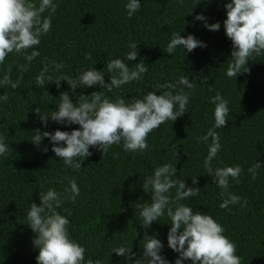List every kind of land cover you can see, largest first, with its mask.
Returning <instances> with one entry per match:
<instances>
[{
    "label": "trees",
    "instance_id": "obj_1",
    "mask_svg": "<svg viewBox=\"0 0 264 264\" xmlns=\"http://www.w3.org/2000/svg\"><path fill=\"white\" fill-rule=\"evenodd\" d=\"M34 2L39 5V0ZM54 2L59 7L52 17L50 33L42 36L37 46L40 56L23 73L17 89L0 88V95L7 91L9 96L7 103L0 101V136L11 152L7 158L0 156V264H38L39 249L33 244L36 234L28 225L27 213L31 203L41 204L39 192L50 188L64 200L57 211L70 220V238L86 248V260L91 257L103 264H129L125 257L113 252L114 248L126 247L136 253L132 258L134 264L135 259L142 258L141 242L147 231L162 241L161 255L175 264L179 254L168 247L167 241L170 218L165 213L146 230L135 208L137 204L151 203V194L142 189L143 179L152 176L155 168L169 163L176 166L177 178L185 180L186 186L200 188L197 197L179 203L216 219L226 229L224 235L237 245L236 254L242 257V264H264V56L249 62L250 74L242 73L236 78L226 75L233 49L223 22L227 19L224 5L230 0H140L141 9L131 19L125 8L129 0ZM200 14L207 17L209 24L219 22L220 30L210 31L202 21L195 20ZM173 32L185 38L194 35L207 47H197L191 53L178 47L174 54H168L163 50ZM130 38L139 48L135 61L126 59L131 50ZM85 54L91 59L86 60ZM45 58L49 63L64 65L60 71L50 68L48 75L53 80L75 79L79 72L95 68L103 71L105 81L110 83L112 74L106 65L117 58L130 69L143 61L149 70L143 80L114 88L112 92L101 86H80L73 94L67 81H61L59 88L55 82L36 87L35 79L44 67ZM26 63L23 55L10 54L0 65V80L9 67L11 78L16 80L21 75L18 65ZM181 76L197 83L190 93L188 112L150 133L149 150L145 153L126 152L122 143L113 145L104 155L90 147L93 155L84 160L79 170H73L51 150L49 139L45 138L39 148L31 143L37 128L54 133L57 129L71 132L80 127L60 125L50 118L45 127L35 113L36 107L48 115L57 110L62 92H68L77 104L79 95H90L93 91H102L113 101L122 97L130 102L155 90L157 84H175ZM204 77L208 81L201 84ZM182 87L177 85L175 91ZM46 89L49 95L43 96ZM217 92L228 101L230 115L226 126L216 129L222 148L213 159L212 168L242 167L240 183L230 178L228 191L240 196L241 202L247 200L243 208L239 204L227 209L219 207L226 195H220L221 189L204 167L211 139L197 141L214 125L215 106L210 100ZM44 146L49 149L46 153L42 150ZM255 163H261V167L253 181L248 169ZM194 176L198 177L197 184L192 182ZM72 179L80 188L75 203L67 199L71 193L65 191ZM175 193L173 188L170 194L174 197ZM184 264L192 262L186 260Z\"/></svg>",
    "mask_w": 264,
    "mask_h": 264
},
{
    "label": "clouds",
    "instance_id": "obj_2",
    "mask_svg": "<svg viewBox=\"0 0 264 264\" xmlns=\"http://www.w3.org/2000/svg\"><path fill=\"white\" fill-rule=\"evenodd\" d=\"M58 7L54 0H39L38 6L34 0H0V65H4L10 54L23 55L28 62L18 65L21 75L16 80L11 78L9 67L0 80V88L10 87L15 90L19 87L23 73L27 72L31 62L40 56L37 46L41 44L42 36L50 33L52 17ZM224 7L227 19L223 24L233 49L226 75L236 78L242 73L250 74L249 62L264 56V0H230ZM125 8L131 19L141 9L140 0H129ZM46 11L48 15L44 16ZM195 20L202 21L210 31L220 30L219 22L209 24L203 14L195 16ZM128 46L131 50L126 59L137 60L138 45L131 42L130 38ZM178 47L191 53L197 47L203 48L207 45L194 35L190 34L185 38L181 33L173 32L163 51L174 54ZM85 59L89 60L91 56L85 54ZM53 67L60 71L64 65L56 61L49 63L45 58L44 67L35 79L37 88L44 87L46 82L49 85L55 82L59 88L61 81H67L73 94L80 86H101L103 90L112 92L114 88L119 89L125 84L143 80L144 74L149 70L143 61L130 69L123 60L112 59L106 65L107 71L112 74L110 83H107L103 71L95 68L79 72L75 79L60 77L53 80L52 76L48 75ZM207 81L208 77H204L201 84ZM177 85L183 87L175 91ZM196 87V82L190 81L187 76H181L175 84H157L155 90L147 92L143 97L133 98L130 102L122 97L113 101L103 95L102 91H93L90 95H79L78 104L73 102L68 92H62L57 110L48 115L36 107L35 113L45 127L48 126L49 118L60 125L80 127L71 132L57 129L54 133L41 132L37 128L32 133L31 143L39 148L45 138L49 139L52 143L51 150L62 159L64 165L73 170H79L84 160L93 155L90 147L102 151L104 155L113 145L122 143L126 152L145 153L149 150L150 133L168 121H177L188 112L190 93L194 92ZM211 90L212 86H209V91ZM42 95H49L47 89ZM8 100L9 96L5 91L0 95V101L7 103ZM210 102L215 106L214 125L205 135L197 137L198 142H208L211 139L204 167L212 177V182L221 189L220 195H226L219 207L227 209L229 205L239 204L243 208L247 206V200L241 202L240 196L228 191L230 178L237 184L240 183L242 167L235 165L215 170L212 168V161L218 157L222 148L216 129L226 126L230 109L228 101L219 92ZM42 150L46 153L49 149L44 146ZM10 155L8 144L5 143L4 137L0 136V156L7 158ZM116 155L118 156V153ZM260 167L261 163H255L248 169L253 181L257 178V170ZM176 173V166L169 163L155 168L152 176L143 179L142 189L151 194V203L136 205L140 224L147 230L154 221H160V218L167 214L171 220L167 236L168 247L179 254L175 264H184L186 260H190L192 264H242V257L236 254L237 245L224 235L226 229L216 219L198 210L194 211L189 205L179 203L197 197L200 188L186 186L185 180L177 178ZM191 179L193 184L198 183V177ZM173 188L176 189L174 197L170 194ZM65 191L71 193L67 199L75 203L80 195V188L75 179L69 181V187ZM39 198L41 204L38 206L35 202L31 203L27 213L28 225L36 234L33 244L39 249V255L36 257L38 264H103L98 258L95 261L91 257L86 260V248L70 238V220L57 211L64 203L60 193L50 188L46 192H39ZM141 247L142 258L135 259L134 264H170L161 255L164 245L156 235L150 236L145 231ZM113 252L125 257L129 264H132V258L136 256L132 248L118 247L114 248Z\"/></svg>",
    "mask_w": 264,
    "mask_h": 264
}]
</instances>
